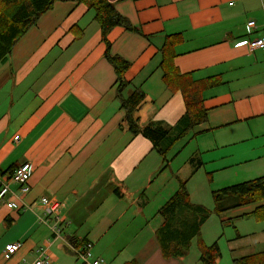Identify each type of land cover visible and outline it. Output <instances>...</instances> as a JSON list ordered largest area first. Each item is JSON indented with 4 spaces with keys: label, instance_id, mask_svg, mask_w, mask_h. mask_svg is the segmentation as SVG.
<instances>
[{
    "label": "crops",
    "instance_id": "obj_1",
    "mask_svg": "<svg viewBox=\"0 0 264 264\" xmlns=\"http://www.w3.org/2000/svg\"><path fill=\"white\" fill-rule=\"evenodd\" d=\"M108 1L138 30L113 29L110 53L93 12L65 1L43 15L0 66V176L24 163L34 166L30 192L14 198L32 209L0 205V264H32L44 247L51 264H80L73 247L84 242L107 264H202L199 249L192 250L197 240L187 257H163L158 212L181 182H190L193 192L204 171L230 184L264 177V52L247 45L264 39V0ZM77 26L84 30L78 39L72 31ZM174 35H182L175 48L178 70L221 84L204 94L207 121L178 142L165 162L148 139L129 131L107 56L130 63L125 77L131 85L123 96L135 88L147 96L135 114L139 126L171 128L186 113L182 94L166 87L160 67L161 49ZM194 158L203 164L197 172ZM43 198L59 203L58 238L51 231L56 214L47 224L39 221ZM262 206L220 216L223 225L248 218L261 223L234 240L246 236L262 250L241 255L245 250L234 245L224 264L264 252V221L255 217ZM15 243L20 250L7 258Z\"/></svg>",
    "mask_w": 264,
    "mask_h": 264
},
{
    "label": "trees",
    "instance_id": "obj_2",
    "mask_svg": "<svg viewBox=\"0 0 264 264\" xmlns=\"http://www.w3.org/2000/svg\"><path fill=\"white\" fill-rule=\"evenodd\" d=\"M65 1L83 4L93 12L94 22L100 27L107 53H110L111 48L108 36L113 29L121 27L138 32L108 0H0V66L6 63L16 44L28 31L37 26L41 17L51 11L57 2ZM72 31L76 34V39L84 34V30L78 26ZM181 37L182 35L169 36L161 49L160 67L164 72V84L172 93L182 94L186 107L185 115L171 128H165L158 123L144 128L139 126V120L135 114L147 96L141 88H135L125 98L123 93L131 85L125 77L130 69V63L119 56H107L116 74L118 99L121 107L126 111L125 122L129 131L148 139L165 162L168 161L169 153L178 142L207 121L209 111L204 106V94L208 89L221 84L215 78L196 80L192 74H182L178 70L175 64L177 57L175 48L178 41L182 40ZM191 163H196L195 172L203 167V164L195 158L191 160ZM187 184V181L181 182L179 191L158 212L162 223L156 230L157 242L164 258L183 259L189 255L192 242L197 240L200 262L216 264L221 258L218 243L212 246L207 245L201 237L202 228L209 220L212 211L192 201ZM108 189L111 191L110 187ZM113 193L119 194V190L116 188ZM212 199L213 213L218 216L239 207L264 202V177L213 191ZM255 217L257 221H264V206L258 208ZM74 245L80 246V243ZM125 264H137V262ZM235 264H264V252L237 260Z\"/></svg>",
    "mask_w": 264,
    "mask_h": 264
},
{
    "label": "built area",
    "instance_id": "obj_3",
    "mask_svg": "<svg viewBox=\"0 0 264 264\" xmlns=\"http://www.w3.org/2000/svg\"><path fill=\"white\" fill-rule=\"evenodd\" d=\"M255 26L254 21L248 23V27L251 29ZM248 47L251 50H260L264 52V39L258 38L247 43ZM15 139L18 140V137ZM34 173V166L31 163H24L12 172L0 176V205H6L12 210H22L29 211L32 209L31 206H22L19 202L15 201L14 198L17 197V193H20L19 196L26 195L30 192V180ZM17 186L19 192H15L13 187ZM40 204L44 207L45 216L39 218L41 223L47 224L48 219L56 214V224L51 227V231L54 235V238H58L61 235V229L59 223L61 218L58 215L59 203L56 200H50L48 198H43L40 201ZM46 217V218H45ZM20 243H15L7 247L6 256H10L17 253L21 248ZM74 254L77 257L80 264H107L104 260L97 258L94 254V246L91 242H84L80 246L73 247ZM32 264H51V256L48 251V248H42L39 251V257Z\"/></svg>",
    "mask_w": 264,
    "mask_h": 264
},
{
    "label": "rangeland",
    "instance_id": "obj_4",
    "mask_svg": "<svg viewBox=\"0 0 264 264\" xmlns=\"http://www.w3.org/2000/svg\"><path fill=\"white\" fill-rule=\"evenodd\" d=\"M212 177V178H211ZM241 179L231 181V184L241 183ZM243 183V182H242ZM195 188L192 192V188L190 187V182L188 184L189 191H191L194 196L197 198L194 200L201 205L207 207L212 214L210 215L209 220L203 226L201 231V237L207 245H214L218 243L220 250H221V259H223V263L230 258L232 253L229 250V247H236L242 248L245 250L242 252L241 255H246L250 253V251L258 249L262 250L260 246L251 245L250 242L247 240L248 237H244L240 240H234L238 233L244 235L243 233H247V231H256L257 223L254 219H239L240 221L235 222L234 224H225L223 225L222 217L213 213L214 202L212 200L211 193L213 191L219 190L220 188L231 186L230 183H225L220 176L214 175L209 176L205 171L198 174L196 180L193 183ZM264 232L260 235L262 239ZM192 250L198 251V248L193 242ZM231 260V259H230Z\"/></svg>",
    "mask_w": 264,
    "mask_h": 264
}]
</instances>
